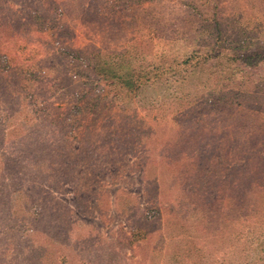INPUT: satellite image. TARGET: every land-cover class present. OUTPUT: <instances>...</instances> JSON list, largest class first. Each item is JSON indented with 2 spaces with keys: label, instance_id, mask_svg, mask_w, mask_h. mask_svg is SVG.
Listing matches in <instances>:
<instances>
[{
  "label": "rangeland",
  "instance_id": "rangeland-1",
  "mask_svg": "<svg viewBox=\"0 0 264 264\" xmlns=\"http://www.w3.org/2000/svg\"><path fill=\"white\" fill-rule=\"evenodd\" d=\"M8 2L21 10L17 15L22 20L38 10L45 13L46 21L55 20L57 27L41 32L32 28L29 16L28 24L17 27L14 38L0 41V51L7 58L0 62V185H4L2 154L16 158L17 179L20 171L32 172L26 187L24 175L19 176L26 190L23 198L12 202L14 213L0 207V264H39L43 253V264L57 259L60 264H203L223 258L222 262H251L253 252L244 253V245L233 235L243 229L250 232L245 238L251 237L253 227L225 223L240 216L245 220L250 207L244 196H238L242 205L237 212L238 206L224 199L220 214L216 202L196 203L189 195L182 199L179 183L170 186L171 171L176 168L170 162L179 146L175 138L185 126H206L208 131L201 136L217 143L210 152L222 151L218 144L224 138L225 122L217 109L224 110V101L201 88L207 74L200 70L207 65L188 66L184 82L166 84L169 75L162 76L129 99L118 97L114 89L89 74L87 56L102 50V55L124 54L127 61L143 65L159 56L180 57L198 48L202 39L211 38L214 19L230 35H247L261 44L264 0ZM63 45L69 53L59 50ZM11 75L21 82L8 80ZM260 75L264 76V70L255 75L254 82ZM2 78L11 90L5 92ZM260 85L254 88L246 83L243 89L247 87L250 94L244 96L239 90L236 97L232 94L236 89L225 80L223 100L256 99V92L264 91V81ZM84 91L85 98L79 99ZM78 99L135 101H113L97 109L98 104L93 109L97 115L88 116L82 127L65 124L67 130L75 127L74 134L53 130L50 117L61 121ZM176 99L191 100L189 110L176 113ZM7 100H14L16 111L9 112ZM19 100H39L35 110L38 114L46 111L49 119L32 120L31 107L24 110ZM152 100H157L154 109ZM212 101L221 104L212 106ZM212 108L215 112L208 115ZM146 113L148 117H143ZM139 117H143L141 122ZM186 119L191 122L185 124ZM7 130L13 132L7 134ZM168 138L171 141L165 146ZM167 162L172 169L161 174ZM242 163L237 159L222 167L232 186L243 184L237 171ZM74 192L81 194L78 200ZM175 216L184 218L176 220ZM174 253L180 258H172Z\"/></svg>",
  "mask_w": 264,
  "mask_h": 264
},
{
  "label": "trees",
  "instance_id": "trees-1",
  "mask_svg": "<svg viewBox=\"0 0 264 264\" xmlns=\"http://www.w3.org/2000/svg\"><path fill=\"white\" fill-rule=\"evenodd\" d=\"M45 2H51V0H44ZM56 2V0H53ZM137 1V0H136ZM149 1V0H144ZM21 13L19 8H16L13 2H8V0H0V41H6L8 38H14V32L17 27L28 24L26 21L29 16L33 17L35 28L39 31H45L49 29H55L57 27V22L55 20L46 21L45 13L35 10L32 14H25L24 20L22 16L17 14ZM212 35L208 36L211 38L202 39L199 42L198 48H193L187 50L180 57L167 58L159 56L158 58L149 61L146 65L133 64L123 57L124 54L117 53L114 56L102 55V50H93L87 56L89 74L94 75L99 81H102L103 85L109 89H114L116 95L119 97H127L133 99L137 96L141 89L148 87L154 82L158 81L162 76L169 75V77L164 79L167 84L169 82L179 83L184 82L185 77L184 71L191 66L192 69L200 68L206 66L205 69L200 71L206 72V80L202 81V89H208L209 94L215 93L216 97L220 101H224V110L221 108L217 109L221 112V118L224 123V138H221V153L216 154L215 151L210 152L209 148L211 146L216 147L217 144L215 140L207 139L202 137L203 132H207L206 126L200 128L198 126L195 128L193 124L184 127V130L178 132V136L175 138L176 142L179 144L176 149V157L172 160V165L176 163L175 170L170 176V186L173 182H178L181 187H179L180 198H187L188 195L196 203L201 201L209 203H217L218 210L220 214L222 213V207L224 199H227L229 205L238 206L235 207V212L240 210L242 201L238 196H244L246 198L245 203H249L248 212L245 213L246 218L243 217L235 219H226L225 223H249V227H253V232L251 237L245 238L248 232L239 229L234 233V237H237V242L244 245V253L246 250L253 252L252 257H249L251 262H205L203 264H264V91L260 94L258 91L256 94V99L249 100H223L225 95L223 94V84L227 80L233 89L234 96H238L241 92L242 95L250 94L247 87L243 89V85L246 83H252L254 88L261 86L264 81V76L260 75L258 81L254 82L255 75L261 74L264 70V42L257 44V41L247 35L242 37H235L234 34L230 35L228 31L222 29L221 23L218 19H214V24L212 25ZM43 38L45 36L42 35ZM19 38V35H17ZM58 39L54 40L57 41ZM202 42H205L203 44ZM60 51H65L64 53H69L70 49L63 45L59 48ZM80 51L77 53L79 54ZM114 54V53H113ZM4 54L0 51V62H7V58L3 57ZM79 58V57H77ZM5 64L3 65V67ZM1 68V66H0ZM23 68H20V72L23 73ZM33 72L31 73V75ZM21 76V74H17ZM23 77V75H22ZM14 82L20 83L21 80L18 78H13L9 76ZM3 86H5L6 91L12 89L11 86L7 85V80L1 79ZM240 90V92H239ZM86 96V92L80 93V98L83 99ZM261 96V97H260ZM184 97H188L184 95ZM76 100L72 104V109L69 114L63 116L61 121H54L53 118L49 116L46 111L38 114V109H36L39 100H32L30 102H19L22 107H31L34 117L32 120L41 119V123L46 121L51 125L53 130H57L61 133L74 134L75 127L67 130L66 123H77V126L84 124V120L88 116L95 117L97 115V110L93 111L95 107L99 104L100 106L108 105V103L116 101L122 102H134L135 100H86L79 101ZM184 99V98H183ZM9 102V112L16 111L14 100H7ZM143 102L144 100H137ZM176 101V102H175ZM157 100L151 101V108L154 109V104ZM176 103L175 107H178L176 113H182L189 110L191 100H174ZM212 106L220 105L215 104L214 101L210 102ZM182 107V108H180ZM150 108V109H151ZM20 110L21 107H20ZM215 108L211 109L214 113ZM149 114L143 115V117H148ZM77 116V117H75ZM143 117H139V121L143 120ZM74 118L75 122H72ZM124 119H127L124 117ZM185 124L191 122L190 120H184ZM44 125V124H41ZM39 126L36 124L34 127ZM46 126V125H45ZM81 129V128H80ZM78 129L76 132L80 131ZM13 130H7V134L12 133ZM49 134V131H48ZM22 135V134H21ZM76 135V134H75ZM54 136V132L49 135ZM77 136V135H76ZM62 137L66 139L63 135ZM47 137L44 138V142ZM1 141V140H0ZM171 139H167L164 145L167 146ZM27 144V148H28ZM178 151V154H177ZM64 156V154H61ZM1 159V158H0ZM242 159L243 163L241 168L237 167L238 174L240 175L239 185L232 186V182L229 181L228 176L224 172L223 168L226 167L229 162ZM16 158L12 154H2L1 169L4 177V185H0V207L3 205L6 207L9 214L14 213V207H12V202H15L18 198H23L22 192L25 193L26 190L23 188L20 182V175H24V187H26L27 180L32 172L25 170L24 172H19L15 169ZM70 163H73L71 158ZM168 167H162V173H166L167 168L172 169L169 162L166 163ZM223 167V168H222ZM145 168L142 170V174L145 173ZM143 178V176H142ZM184 181V183H183ZM197 189L195 194H186L185 192H190L191 189ZM29 191V190H27ZM186 195V196H185ZM193 195V196H192ZM81 196L80 193L74 192L73 198L78 200ZM181 202L180 200L178 201ZM226 204V207L229 206ZM203 209V208H202ZM196 209L195 211H197ZM216 210V209H215ZM173 211V210H172ZM214 211V210H212ZM228 212V211H226ZM226 214V213H225ZM178 215V213H177ZM184 218L183 216H175L176 220L179 218ZM242 217V218H241ZM240 219L239 221H237ZM228 220V221H227ZM226 226V225H225ZM243 239H245L243 241ZM249 243L248 245L242 244L241 242ZM254 243V246L250 245ZM42 253V252H41ZM44 253L39 257V264H43L42 258ZM172 258L179 259L180 256L176 253L172 254ZM246 255H243V259ZM247 261V260H246ZM57 262V263H56ZM56 262L51 264H60L58 259ZM152 263V262H151ZM181 263V262H176Z\"/></svg>",
  "mask_w": 264,
  "mask_h": 264
}]
</instances>
